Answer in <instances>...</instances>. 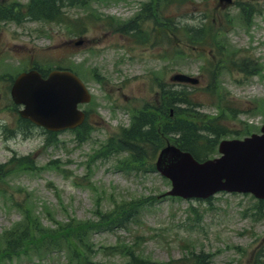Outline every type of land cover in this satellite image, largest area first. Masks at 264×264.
I'll return each mask as SVG.
<instances>
[{"label": "rangeland", "instance_id": "rangeland-1", "mask_svg": "<svg viewBox=\"0 0 264 264\" xmlns=\"http://www.w3.org/2000/svg\"><path fill=\"white\" fill-rule=\"evenodd\" d=\"M29 1L0 0V4L27 10ZM58 3L64 21H0V56L4 55L0 58V164L24 156H31L33 162L11 169L13 174L0 181L1 248L8 230L22 224L26 212L40 217L44 227L70 219L94 221L97 212L108 211L116 205L113 202L158 196L170 188L157 173L127 172L117 167L124 159L130 160L119 151L117 137L118 128L126 126L129 118L121 108L110 110L104 87L94 84L100 111L89 118L96 128L86 141L77 142L67 131L46 143L48 135L42 129L31 127L27 131L21 127L18 113L9 108L10 87L4 82L34 60L45 68L78 66L83 77L95 72L121 103L126 102L124 96H135L131 106L153 98L156 85L147 84L144 77L149 60L131 68L123 47L133 53L140 48L135 49L134 43L123 46L129 36L111 31L117 27L114 24L142 13L143 6L170 30L169 76L183 73L200 79L197 86L176 87L188 90L190 101L204 120H215V124L227 128L231 134L224 138L239 137L247 130L259 132L264 124V0H234L227 6L217 0ZM246 12L249 16L245 18ZM150 25L145 28L149 30ZM200 27L208 31V36L199 42L196 34ZM82 38L89 41L88 45H99L92 49L96 53L86 52L89 48L81 46H66ZM119 43L121 47L115 49ZM217 45L223 53L217 51ZM120 57L125 59L121 61ZM161 66L155 60L150 68ZM3 74L6 76L1 79ZM135 74H143L145 79H136ZM119 87L120 92H116ZM100 148L111 153L101 157ZM86 243L88 258L99 264H134L129 261L130 254L116 253L123 248L155 264L180 258L192 249L209 256L208 264H264V204L253 196L238 194H218L210 202L167 199L146 208L139 223H130L126 229L90 232ZM79 248L83 251L82 243ZM31 256L28 260L19 255L10 263L0 264H76L67 254L43 259L31 252Z\"/></svg>", "mask_w": 264, "mask_h": 264}, {"label": "water", "instance_id": "water-1", "mask_svg": "<svg viewBox=\"0 0 264 264\" xmlns=\"http://www.w3.org/2000/svg\"><path fill=\"white\" fill-rule=\"evenodd\" d=\"M86 96L81 81L64 71H53L46 80L35 70L25 72L12 87L15 102L25 105L20 112L22 117L50 130L80 124L84 115L77 110V105L86 101ZM221 151L225 154L222 159L200 164L175 147L165 148L157 166L172 180L170 194L208 197L216 191L227 190L252 192L264 198V134L253 135L243 142H224Z\"/></svg>", "mask_w": 264, "mask_h": 264}, {"label": "trees", "instance_id": "trees-1", "mask_svg": "<svg viewBox=\"0 0 264 264\" xmlns=\"http://www.w3.org/2000/svg\"><path fill=\"white\" fill-rule=\"evenodd\" d=\"M59 1L31 0L26 11H22L20 8L18 9L14 4H0V21L20 23L26 17L33 20H49L50 22L61 21L62 13L60 11L59 6L61 3H58ZM77 1L79 2L80 0H74V2ZM178 96L180 95L170 96L169 108L176 110L177 106L175 105L185 100L183 96H180L179 100ZM159 111L161 112V117L143 112L140 113L135 123L129 129L124 130L120 136L121 147L132 152L133 160L131 163L143 164L142 161L149 157L150 151V162L152 164L154 155L161 147L163 137L171 133L179 135L177 144L182 149L190 151L198 160L205 159L207 156L206 152L213 149L214 146L213 144L210 145L208 141L203 143L204 136L198 132L200 128L193 122H189L188 119L173 120L169 118V114H165V108L163 106L159 108ZM159 122L161 124L156 126ZM83 127L79 131L80 140L85 139L82 137V134L84 135ZM25 162H28V158H20L17 163L11 166L9 171ZM6 173L5 168L0 166V178H4ZM143 205V200L122 203L112 212L99 213L98 221L95 223L81 224L69 221L68 223H60L53 227H44L36 215L26 212L23 217L24 222L16 225L11 232L8 230L4 236V244L2 248L0 247V259L1 261L10 260L13 257L19 256V254H25V252H34L38 255L41 253H54L58 252L62 247H67L72 256L71 259L74 257L77 258L78 264H93L86 260L78 246L70 241L81 243L87 239L88 233L95 229L105 230L104 227L113 229L122 226L129 221L131 216L139 214L142 211ZM205 258L207 259L202 253L196 255L195 252H192L185 258L171 261L167 264H207ZM137 259L135 261L136 264H138Z\"/></svg>", "mask_w": 264, "mask_h": 264}, {"label": "flooded vegetation", "instance_id": "flooded-vegetation-1", "mask_svg": "<svg viewBox=\"0 0 264 264\" xmlns=\"http://www.w3.org/2000/svg\"><path fill=\"white\" fill-rule=\"evenodd\" d=\"M144 9H142V13H140V17H137L136 19L131 20L130 22V27L132 28L131 32L132 34H134V38H131V43L136 44L137 46H140L144 49V51L146 50H152V48H159V46L162 47V49H164V47H166V43L164 44V41L168 38V26L165 22H163L162 24V28L161 29H157L155 28H151L150 30H148L147 28H145L146 24H148L147 19L150 17L151 21H152V17L150 15L147 14V12H143ZM120 36H121V29L116 31ZM81 43L83 44L82 46H93L96 43H91L90 45H88L89 41L87 39H83L81 40ZM71 44V43H70ZM74 45V44H73ZM137 46L135 47V49H137ZM133 59H134V65L135 66H139V63L145 60H148V57L145 54H142L140 52H135L133 55ZM148 66L145 70V75L147 79H149L151 82H149L147 79H145L143 77V74L141 75L146 81H148L149 83L154 82V80H156L157 82H163L164 81V76L161 77H154L153 74L157 73L154 72L153 70H151ZM158 70V69H156ZM118 91H120V87L118 89ZM88 112V111H87ZM89 114V112H88Z\"/></svg>", "mask_w": 264, "mask_h": 264}, {"label": "bare ground", "instance_id": "bare-ground-1", "mask_svg": "<svg viewBox=\"0 0 264 264\" xmlns=\"http://www.w3.org/2000/svg\"><path fill=\"white\" fill-rule=\"evenodd\" d=\"M82 137L85 138V135L82 134Z\"/></svg>", "mask_w": 264, "mask_h": 264}]
</instances>
